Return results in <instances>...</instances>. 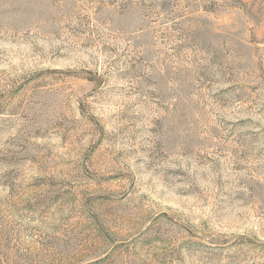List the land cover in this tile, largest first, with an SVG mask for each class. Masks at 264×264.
<instances>
[{
	"label": "rangeland",
	"instance_id": "1",
	"mask_svg": "<svg viewBox=\"0 0 264 264\" xmlns=\"http://www.w3.org/2000/svg\"><path fill=\"white\" fill-rule=\"evenodd\" d=\"M0 264H264V0H0Z\"/></svg>",
	"mask_w": 264,
	"mask_h": 264
}]
</instances>
